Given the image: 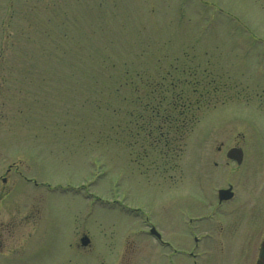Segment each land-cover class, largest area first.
Masks as SVG:
<instances>
[{
  "label": "rangeland",
  "instance_id": "1",
  "mask_svg": "<svg viewBox=\"0 0 264 264\" xmlns=\"http://www.w3.org/2000/svg\"><path fill=\"white\" fill-rule=\"evenodd\" d=\"M262 240L264 0H0V264H257Z\"/></svg>",
  "mask_w": 264,
  "mask_h": 264
},
{
  "label": "water",
  "instance_id": "2",
  "mask_svg": "<svg viewBox=\"0 0 264 264\" xmlns=\"http://www.w3.org/2000/svg\"><path fill=\"white\" fill-rule=\"evenodd\" d=\"M227 158L229 160L235 161L239 165L241 162V158H242L241 151L233 149L227 153ZM231 196L232 194L230 193V190L218 192L219 201H227L231 198ZM150 234L159 238V236L155 233L153 229L150 230ZM80 244L82 247L85 248L89 244V240L86 237H83L80 240ZM258 258H259V262L257 264H264V249L263 248L260 249Z\"/></svg>",
  "mask_w": 264,
  "mask_h": 264
},
{
  "label": "flooded vegetation",
  "instance_id": "3",
  "mask_svg": "<svg viewBox=\"0 0 264 264\" xmlns=\"http://www.w3.org/2000/svg\"><path fill=\"white\" fill-rule=\"evenodd\" d=\"M230 162H233V161H230ZM233 163H235V162H233ZM237 165V164H236ZM228 188L229 189H232L231 188V186H228ZM234 198V194H233V196H232V198L230 199V200H232ZM229 200V201H230ZM229 201H226V202H229ZM218 205H222V202H218ZM151 228V227H150ZM158 242H159V244L161 245V246H167L168 244L167 243H163V242H161V239L160 240H157ZM194 242H195V247L196 248H198V242H197V239L195 238V240H194ZM261 248H263L264 249V240H262V242H261V244H260V249ZM260 249H259V251H260ZM189 256L193 259V258H195V262H193V264H197V261H199V258H198V256H199V254H195V256L193 255V254H189ZM200 257V256H199Z\"/></svg>",
  "mask_w": 264,
  "mask_h": 264
},
{
  "label": "trees",
  "instance_id": "4",
  "mask_svg": "<svg viewBox=\"0 0 264 264\" xmlns=\"http://www.w3.org/2000/svg\"><path fill=\"white\" fill-rule=\"evenodd\" d=\"M143 112H145V111L143 110ZM169 129H172V127H171V126H169ZM173 129H176V128H173Z\"/></svg>",
  "mask_w": 264,
  "mask_h": 264
}]
</instances>
